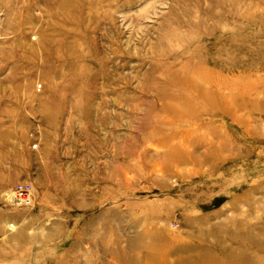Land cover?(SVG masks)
<instances>
[{
	"label": "rangeland",
	"instance_id": "374dc122",
	"mask_svg": "<svg viewBox=\"0 0 264 264\" xmlns=\"http://www.w3.org/2000/svg\"><path fill=\"white\" fill-rule=\"evenodd\" d=\"M0 264H264V0H0Z\"/></svg>",
	"mask_w": 264,
	"mask_h": 264
},
{
	"label": "built area",
	"instance_id": "2783aa9c",
	"mask_svg": "<svg viewBox=\"0 0 264 264\" xmlns=\"http://www.w3.org/2000/svg\"><path fill=\"white\" fill-rule=\"evenodd\" d=\"M11 193L15 196L14 198L18 201L23 203L22 205H28L31 203V190H27V185L25 186L24 184H20L15 186L12 190Z\"/></svg>",
	"mask_w": 264,
	"mask_h": 264
},
{
	"label": "bare ground",
	"instance_id": "6f19581e",
	"mask_svg": "<svg viewBox=\"0 0 264 264\" xmlns=\"http://www.w3.org/2000/svg\"><path fill=\"white\" fill-rule=\"evenodd\" d=\"M9 195H10L9 198H11V200H13L14 202H16V203H18V204H21V202H18V201L14 198L15 196H14L12 193H10ZM9 198H8V199H9ZM22 204H23V203H22ZM218 260H219V259H218Z\"/></svg>",
	"mask_w": 264,
	"mask_h": 264
}]
</instances>
